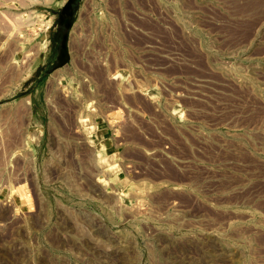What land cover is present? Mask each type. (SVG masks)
Masks as SVG:
<instances>
[{
  "label": "rangeland",
  "instance_id": "obj_1",
  "mask_svg": "<svg viewBox=\"0 0 264 264\" xmlns=\"http://www.w3.org/2000/svg\"><path fill=\"white\" fill-rule=\"evenodd\" d=\"M0 264H264V0H0Z\"/></svg>",
  "mask_w": 264,
  "mask_h": 264
},
{
  "label": "bare ground",
  "instance_id": "obj_2",
  "mask_svg": "<svg viewBox=\"0 0 264 264\" xmlns=\"http://www.w3.org/2000/svg\"><path fill=\"white\" fill-rule=\"evenodd\" d=\"M77 25H78V23H77ZM77 25H76V26H77ZM79 25H80V23H79ZM76 26H75V28H77ZM78 27H79V26H78ZM76 30H77V29H76ZM74 44H75V43H74Z\"/></svg>",
  "mask_w": 264,
  "mask_h": 264
}]
</instances>
